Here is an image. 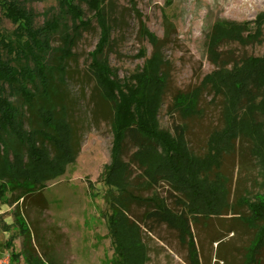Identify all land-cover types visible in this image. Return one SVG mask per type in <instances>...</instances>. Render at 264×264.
<instances>
[{
  "label": "rangeland",
  "instance_id": "obj_1",
  "mask_svg": "<svg viewBox=\"0 0 264 264\" xmlns=\"http://www.w3.org/2000/svg\"><path fill=\"white\" fill-rule=\"evenodd\" d=\"M17 1L33 13L36 26L55 12L58 2ZM106 7L113 14L111 41L105 51L109 68L120 83L132 85L158 51L166 77L158 129L171 137L181 133L190 154L210 169L216 158L211 152L210 137L221 133L225 126L220 118L223 95L201 88L206 77L217 70L207 50V40L217 22L252 23L264 13V0H107ZM86 18L92 20V14L86 11ZM167 21L173 25L170 36L165 34ZM15 30L16 25L4 16L0 6V37L17 43ZM144 30L155 36L157 48L144 38ZM248 34H255L252 25ZM98 37L99 29L93 20L91 28L75 44L74 58L66 62L67 86L60 89L59 100L69 108V122L80 144L64 174L46 183L42 192L46 209L32 206L25 210L20 201L11 202L9 193L0 201V260L7 257L8 264H28L24 250L45 264H119L107 225L112 213L108 202L110 186L106 183L111 165L112 111L98 97L87 70L89 54ZM59 45L55 38L52 46ZM216 52L228 62L262 57L264 24L254 42L222 43ZM195 89H201L195 110H184L188 103L184 96L189 97ZM242 140L237 142L234 154L220 155L218 167L207 176L206 180L224 192L227 208L232 207L208 220L189 216L183 206L184 197L166 183L147 187L145 175L131 162L137 149L130 140L124 143L121 161L127 165L125 181L141 197H157L174 213L186 216L199 264H221L218 256L225 259V264H241L239 250L247 245L251 232L234 222V213L247 214V208L233 206L244 198L253 202L264 196V162L252 155L251 143ZM129 214L139 221L137 234L145 250L144 264H189L187 246L175 231L148 221L142 205H131Z\"/></svg>",
  "mask_w": 264,
  "mask_h": 264
},
{
  "label": "trees",
  "instance_id": "obj_2",
  "mask_svg": "<svg viewBox=\"0 0 264 264\" xmlns=\"http://www.w3.org/2000/svg\"><path fill=\"white\" fill-rule=\"evenodd\" d=\"M106 2L58 0L55 12L36 26L33 13L20 2L0 0L3 14L16 25L18 36L17 43L0 37V201L9 193L11 202L20 201L25 210L32 206L46 209L47 200L42 193L46 183L61 177L78 154L80 141L69 122V108L59 100V91L67 86L66 62L74 58L76 42L94 20L99 37L89 54L87 70L98 97L112 111L111 165L106 179L112 213L107 225L119 264H144L145 260L144 246L137 234L139 221L129 214L133 204L144 206L148 221L175 231L187 246L189 264H199L186 216L174 213L157 197H141L125 181L127 165L121 161L124 143L130 140L137 149L131 162L145 175L147 187L166 183L184 197L183 206L189 216L208 220L232 209L227 208L224 192L206 179L218 167L221 154L235 153L239 139L249 141L252 155L264 162V54L228 62L216 50L222 43L243 45L258 39L264 13L252 23L217 22L208 37L207 50L217 70L206 77L201 88L223 95L220 118L225 126L221 133L210 137L211 152L216 158L208 169L207 164L190 154L181 133L171 137L158 129L157 115L166 78L159 52L152 54L132 85L120 83L109 68L105 51L111 41L113 14ZM86 11L92 14V20L86 18ZM251 25L255 34L249 36ZM164 28L170 36L173 25L167 21ZM55 38L60 42L58 47L52 46ZM144 38L157 48L155 36L144 30ZM194 91L189 97L184 96L188 101L184 110H195L201 89ZM243 207L247 214L234 213V222L251 235L247 245L239 250L241 264H262L264 196L253 202L241 199L233 209ZM220 242L216 241L218 246ZM24 253L28 264H45L36 255L26 250ZM217 259L221 264L226 262L221 256Z\"/></svg>",
  "mask_w": 264,
  "mask_h": 264
},
{
  "label": "built area",
  "instance_id": "obj_3",
  "mask_svg": "<svg viewBox=\"0 0 264 264\" xmlns=\"http://www.w3.org/2000/svg\"><path fill=\"white\" fill-rule=\"evenodd\" d=\"M0 264H8V258H2V260H0Z\"/></svg>",
  "mask_w": 264,
  "mask_h": 264
}]
</instances>
